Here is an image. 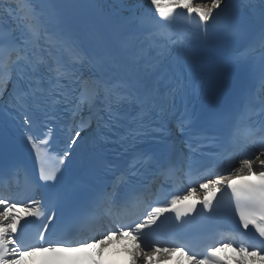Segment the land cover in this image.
<instances>
[{"label":"snow or ice","instance_id":"snow-or-ice-1","mask_svg":"<svg viewBox=\"0 0 264 264\" xmlns=\"http://www.w3.org/2000/svg\"><path fill=\"white\" fill-rule=\"evenodd\" d=\"M149 3L154 11L138 13L133 0H0V127L11 115L39 161L38 181L17 193L23 199L0 195V264H101L93 250L100 246L98 256L114 238L132 242L130 264L174 253L188 264H225L218 253L228 248L237 264H264V0H241L244 13L226 25L239 33L258 8V47L240 58L253 60L256 85L233 105L199 112L189 107L199 37L184 29L195 23L206 34L228 0ZM57 129L67 137L58 165L78 141L93 148L94 163L62 185V169L46 162ZM42 187L53 189L45 205L34 199ZM218 193L229 194L236 226L212 234ZM191 198L197 203H184ZM60 210L64 227L49 239ZM167 214L204 241L201 251L161 238ZM26 217L48 221L32 243L24 240Z\"/></svg>","mask_w":264,"mask_h":264},{"label":"bare ground","instance_id":"bare-ground-1","mask_svg":"<svg viewBox=\"0 0 264 264\" xmlns=\"http://www.w3.org/2000/svg\"><path fill=\"white\" fill-rule=\"evenodd\" d=\"M197 2H209V0H206V1H204V0H197ZM257 154H259V153H257ZM238 166H239V164H235L234 165V167H238ZM230 174H231L230 171L223 172V175H225V176H228ZM119 241H120L119 239L115 240V242L120 243ZM122 242H123V244L121 243V245L124 246V247H126V248H128L129 250L133 247L132 242L130 240H122ZM231 251H232V254H235L236 253L232 249H231Z\"/></svg>","mask_w":264,"mask_h":264}]
</instances>
